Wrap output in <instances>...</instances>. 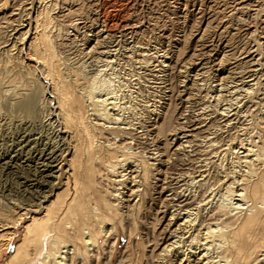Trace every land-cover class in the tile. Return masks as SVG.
<instances>
[{
	"label": "rangeland",
	"instance_id": "obj_1",
	"mask_svg": "<svg viewBox=\"0 0 264 264\" xmlns=\"http://www.w3.org/2000/svg\"><path fill=\"white\" fill-rule=\"evenodd\" d=\"M5 1L6 0H0V9ZM195 1L196 0H60L56 2V4L54 3V5L56 6H54L53 8L52 14H54L53 16L54 18H56L48 34L52 38L55 50H57L55 52L56 54H58V71L60 72V74L63 73L61 75H63L65 79L67 78L66 81H70L71 79L72 81L78 80L74 84V90L78 94L86 96L85 93H87L88 90L91 91L90 89L93 90L94 88L95 91V83L97 82L100 85H97L98 90L94 92L97 96L96 100L102 101L104 99H107L110 100L108 101V103L112 101L116 103L114 104L116 107H114V105H111V107L113 106L114 108L112 107L113 111H110V113L116 114V116L121 119V124L119 122L120 127L124 128L125 126L128 127V129L131 128V131H136V133H140L141 135L146 132V134H144L145 136L143 135L142 137L143 139L140 140L142 142H140L141 144L139 147H142V150L140 149L141 151H139L138 147L134 146V148H137H135L137 151L142 152V154L145 155L144 157L146 158L158 157V159H160L161 152L158 149V146L163 147V143H167V145L169 144L168 146L173 150L171 149L169 156L166 157L168 160L166 158L165 160L169 161L170 163L172 162V165L174 164L173 167L169 162H167L168 167L170 168V172L171 169H175L174 171L176 172V174L181 175L183 178V182L179 183L180 185L178 192H182L183 194L185 190L184 195L187 194V197H192L193 199H191L195 201L196 206L198 205L201 208L204 206V208H202V211L205 212V215H207V212H209L210 209L213 210L220 206V204L221 206H224L225 202V206L228 207L227 204L229 203V205H231L229 208L232 210L236 206L234 204H242L240 202H237V200H230L229 197H227L228 193L226 194L225 191L227 192L226 189L229 185L225 184V179L227 177V179L233 180L245 174V171H247L246 168L243 167L245 152L241 148L244 145L245 148L252 147L254 143L258 142L256 138H258L259 136H264V0H259L260 3L257 0L258 4L256 3L255 8L253 7L248 9V11L240 12L231 10L233 0H197L196 3ZM215 1L218 4H216ZM15 2H17V0H13V3ZM57 4L61 7V9ZM257 6L260 7V9ZM55 7H58V9H56ZM223 8V14H220V16L218 13H222ZM253 9L257 10L255 11ZM216 11L218 13H216ZM4 12L7 11L5 10ZM231 12L235 13L236 15H233V13ZM255 12H257L258 15ZM230 14L232 15V17ZM225 18L227 19L226 22ZM16 24L17 23H15V25ZM124 25L125 27H133L134 32L132 34H128V32H126L125 30V27H123ZM11 26L12 25L10 23L0 24V68L2 64L11 62L9 64V68L12 67L13 72L19 74V76L17 77L18 81L16 80V84H13V88L15 89H13L12 86H0V165L4 162L10 161L14 162L16 168L3 169L0 167V234L7 224L14 222L17 219L16 217H20V215L24 213L22 211L23 208L26 209L24 211H31V214L34 213L32 211H35V209L37 210V208L31 207V202L33 200L32 195L37 194L35 191L39 192L40 190H42L44 192L43 196L47 195L45 199H42V196H38V199H40L42 202L44 201L42 206L44 207L45 205H49L51 202H54V200L56 199V195L63 190V183H65L66 181L65 173L69 171V165L66 163L62 165V171L54 173L53 176H55L56 178L50 179L52 186H49L48 189L47 187L42 189L39 186H36L37 182H33V172L35 171V168L37 170L39 169L40 171L45 170L42 164L37 165V163L35 162L36 158L40 154V151L45 148H55L59 150L62 149L63 151L68 147V150L65 152L66 154H69V156L67 157L68 160L73 153V151H69V133H65L62 126L57 127L61 124H59V118L56 117V100L51 96V87L49 85V82H47L43 78L42 68L38 67V70L35 73L36 76L30 75L26 78L27 72L24 69V66L25 63H29V55L26 50L18 55V49H16V47H22V45L19 44L20 42H18L12 52L9 51L8 53L6 51L12 47L13 38L17 37V35H15L12 31L13 27ZM221 27L227 28L221 29ZM248 28H250L249 34L247 32H244L245 29ZM26 30H28V28ZM135 33L137 37L135 36ZM252 33L255 34L253 35ZM124 34H126V36ZM122 36L124 37L122 38ZM205 45H209L210 47ZM27 47L28 46L26 45V49ZM249 49L257 50V53L259 55L257 59L259 57H262L261 59H259L260 66H252V64H249L247 62L248 59H244L245 53ZM10 55H13V59H11L12 57ZM200 57H202L203 59ZM7 59L9 60L8 62ZM197 61L199 63H197ZM244 61L246 62V64ZM247 63L249 67L246 66ZM11 65H13L14 67ZM261 67H263V69ZM250 69L252 71H254V69L258 71L257 73H255L257 74V77L259 79L258 82H260L258 86L255 85L256 82H250L249 80L251 79H248V77L252 75ZM245 71H247L246 74ZM75 75L78 76V78ZM95 77L97 78V81L94 82V79H96ZM239 78L242 80L239 81ZM23 81L26 83H24ZM243 81L245 82L242 83ZM23 84H28L30 91H28V93L26 94L27 96L21 95L15 98L16 92H20L23 90ZM16 85H19V88ZM100 86L102 87L100 88ZM83 90L85 91V93ZM19 98L23 101L22 107L25 106L26 109L24 107L23 109H21V106L18 107L16 102L20 101ZM27 100L31 102H28ZM25 102L29 103L28 106ZM89 103L90 102H87V105ZM244 103L246 105H241ZM234 112L236 113V115H234ZM222 114H224L225 116H223ZM166 117L170 118L168 120L172 122L170 123L171 127L169 125L171 131H169L168 133L171 134L170 132H172V134L174 135H169L168 138H170V136L171 138L167 139L168 141H165V139L163 141V137L160 136V142L159 140H157V137H155V134L153 133V127L155 126V124L156 126L161 125ZM196 120H198V122H196ZM193 122L194 126H197L196 129H194L195 127L193 126ZM127 123L131 125H128ZM210 123H212V125ZM224 123L226 124V126ZM141 124L142 127H146L143 128L144 130H142ZM221 124H223V126ZM136 126H139V128ZM219 126L222 127L220 128ZM201 127L203 129H207L203 130ZM218 127L220 128V131ZM221 129H223V131ZM139 130L140 132H138ZM181 130L182 132H180ZM27 131H30V136ZM187 132L188 134H190L188 135ZM192 132L193 136H190L192 135ZM217 132H220L219 135L223 133L221 134L222 136L217 135ZM253 135H255V137ZM195 136L197 139L195 138ZM23 137H27V139L29 138L33 141L37 140L36 143L38 142V147H36L35 143H32L30 147L24 150V154L22 153L20 156L16 157L17 152H20V148L17 146V143H19V141H21ZM209 137L211 139L212 137L214 138L211 140ZM221 137L223 138L221 139ZM190 139L192 140V143ZM198 139L199 141H197ZM204 139L205 142H208L207 144H205V142L203 141ZM153 140L155 143L153 142ZM55 141L57 142V144H55ZM170 142H172L173 144ZM212 142H216V146L214 145L215 148L214 146L210 148ZM196 143L199 144L197 145ZM233 143L234 145H232ZM203 145L207 146L210 152ZM227 145H231L232 148H230L229 146V150H226L225 148H227ZM216 147H221V150L220 148ZM213 148L214 151L211 152ZM222 148L224 149V151L222 150ZM143 149H146L145 151H147L148 153L143 151ZM179 149L181 151H179ZM13 150L17 152L14 153ZM206 150L209 152L210 156L207 154ZM216 150H220L219 153ZM194 152H196V155ZM197 152L202 155L205 153L206 155L204 154V156H200V154L198 153V155ZM223 153L225 157L221 155ZM175 154L177 155V157ZM216 155L218 157L214 158L216 157ZM194 157L196 161H192ZM202 157L204 158V161L202 160ZM205 159L207 161H205ZM212 160H214L215 162H213ZM238 160L243 161L242 164H240L241 161L239 162ZM197 161L198 163H196ZM151 162L156 163L153 161ZM200 162L201 164H203L201 165ZM186 164H188L190 167ZM201 169L203 170L201 171ZM56 170L58 171V168H56ZM163 172H165V169L163 170ZM184 172L186 175L184 174ZM200 172H203L202 174H205L206 177L204 178L203 176L205 175H202ZM172 173L174 172L172 171ZM189 174L191 175V177H193L192 179L194 181L190 178ZM184 175L186 176L185 178ZM157 178L159 177H156V179H152V181L150 182L151 186L154 184L152 187L155 186V183L158 184ZM28 180L31 182H29ZM204 181L206 182L207 186H205L206 184ZM216 181L217 184H214L216 183ZM203 186H205L206 188ZM208 187L210 189H208ZM233 188L236 189V187ZM204 189H208L210 191H204ZM151 194L152 197L155 196V198H157V195H154L153 193ZM168 194L171 193L167 192L164 196H167ZM195 198H197L196 200H198L199 202L201 199H205L201 200V202L199 203L195 200ZM208 199L210 200L209 202H207ZM226 199L228 200L225 201ZM202 201L204 204L201 205ZM136 202H138V204H141V209L132 211L133 214L130 216V218L128 217L123 221L121 218H116L114 222H112L115 225V229L113 230V232L111 231V233H109L108 235L102 234L98 238V246L96 247L97 249H95L96 251L94 252V256L91 259L92 261L89 260L85 262L83 261V258L80 257L81 259L79 258L76 264L166 263L163 262V259H158L156 256L157 253L159 254V251L164 248V246H162L161 250L159 251L153 250L155 245L154 239L158 236V230L155 231V228L152 225V217H154L153 213H155L154 211L157 207V203H154L153 200H147L148 206L154 207L151 212L148 210L149 212L147 213V211H144V206L139 197L134 199L132 205ZM232 203H234V207L232 206ZM43 210V208L40 209V212H42ZM164 210L165 209H163V211ZM174 211V208L170 210L169 208L166 209L168 215H171ZM237 211H233L234 213H232L235 214V212ZM193 213L195 212L193 211ZM31 214L29 215V217L31 216ZM194 217L195 216H193V218ZM6 221L9 222L7 223ZM166 224L167 222H165L164 225ZM2 225L4 227H2ZM110 227H108L107 230L110 229ZM16 231V239L18 240L21 237L22 224L17 227ZM86 232L87 231H85V233ZM174 241H176V239L171 240V242ZM14 245L15 244H11V249L9 248L10 250L8 249V251L4 253L3 257L0 258V264H3L6 256H8L9 253L13 251ZM202 249L203 248L200 249V252ZM152 252H154L156 258H152ZM185 253L186 255H184ZM201 255L202 254H197L195 256H199L200 258ZM176 256L178 257V259L172 258V261L174 260L175 262L173 261L174 263H170L181 264L180 262L182 261L183 264H187V260L190 258V256H192V253H190V250L183 249L179 250ZM214 256L216 257V255ZM163 257H167V259L170 258L168 256H162L161 258ZM191 259L190 260L193 261L195 258L192 257ZM154 261H156L157 263ZM193 263L194 262H192V264Z\"/></svg>",
	"mask_w": 264,
	"mask_h": 264
},
{
	"label": "bare ground",
	"instance_id": "obj_2",
	"mask_svg": "<svg viewBox=\"0 0 264 264\" xmlns=\"http://www.w3.org/2000/svg\"><path fill=\"white\" fill-rule=\"evenodd\" d=\"M58 1H60V0H19V1L17 0V2L13 3V0H6L2 4L1 9H0V24H2V23L9 24L10 23L12 25L11 27H13L12 31L14 32L15 35H17L16 38H13L12 47L6 51L8 53H9V51L12 52L14 50V48L16 47V45L18 44V42H20L19 44L22 45L21 48L16 47V49H18L17 50L18 55H20L22 52H24L26 50V52L29 55V59H28L29 63L28 64L25 63V66H24V69L27 72L26 78L29 77L30 75L36 76L35 73L37 72L38 67L42 68L43 78L47 82H49V85L51 87V96L56 100V104H57V116L56 117L59 118V120H60L59 124H61V125H58L57 127L62 126L64 132L69 133V135H70V139H69V141H70L69 142L70 143L69 148L70 149H69V151L70 150L73 151L72 155L70 156V159L68 160L67 157L69 156V154L65 153L68 150V147L66 150H63V151H62V149L59 150V149H55V148H53V149H49V148L46 149L45 148L43 150L41 149L42 151H40V154L36 158L35 162L37 163V165L42 164V166L45 168V170L40 171L39 169L37 170L35 168V171L33 172L34 173L33 174V176H34L33 182H37L36 186H39L42 189H44L45 187H47V189H48L49 186H52L50 179L56 178L55 176H53L54 173L55 172L58 173V172L62 171V165L64 163L69 165V171L65 173L66 174V181H65V183H63V190L59 194L56 195V199L54 200V202H51L49 205H45L44 207H42L44 201L42 202L40 199H38V196H40V197L42 196L41 198L45 199L47 197V195L45 194L46 196H43L44 192L42 190H40L39 192L35 191L37 194L32 195L33 200L31 202V204H32L31 207L37 208V210L35 209V211H32L34 213L31 214V211H24L26 209L21 208L24 213L21 214L20 217H16L17 218L16 220L14 218V220H15L14 222L10 221L12 223L7 224L6 227L3 228V230L0 234V258L3 257L5 252L8 251L11 244L12 245L15 244L13 251L10 252L8 256H6L3 264H76V262L79 260L80 257H82L83 261H85V262L89 261L94 256V252L96 251L95 249H97L96 247L98 246V238L102 234L108 235L109 233H111V231L113 232V230L115 229V225L112 222H114V220L116 218L117 219L121 218L122 221L124 219H127L128 217L130 218V216L133 214L132 211L137 210V209H141V206H140L141 204H138V202H136L135 204L132 205V202L134 201V199L138 198V197H139L140 201H142V204L144 206V211H147V213L149 211L151 212V210L154 209V207L148 206L147 200H153L154 203H157V207L154 211L155 213H153L154 217H152L153 218V220H152L153 224L152 225L155 228L154 230L155 231L158 230L157 231L158 236L155 237V239H154L155 245H154L153 250L159 251V250H161L162 246H164V248L161 251H159V254L157 253V255H156L158 259H163V262H166L164 264L174 263L175 261L173 260L174 261L173 262L172 258L178 259V257L176 255L178 254L179 250H183V249L190 250V253H192V256H190V258L187 260V264H192V262H194L193 264H264V136H259V134H258L259 137L257 136L258 138H256L258 140V142L254 143L252 145V147H250V148H245V145L244 146L241 145L243 147L242 148L240 147V148L244 150L245 156H244V160H243L244 162L240 160L241 161L240 164H242V162H243V164H244L243 167H245L247 171H245L244 175L241 174L242 176H240V177L238 176L239 178L234 177L235 179H233V180L227 179V177H226V179H225L226 183L223 182V183L229 185V186H227V189H226L227 192L225 191L226 194L228 193L227 197H229L230 200H234V201L237 200V202H240L242 204L237 205V204L232 203V206H233V204L236 205L235 207L233 206L234 208L232 210L229 208L231 205H229L228 202H227L228 207L225 206L226 205V202H225L224 203L225 205L223 204L225 207L221 206V204H220V206H218L217 208H215V209L212 208L213 210L210 209L211 211L209 210V212L206 211L207 215H205V212L202 211V208H204V206L202 208L199 207L198 205L196 206L195 201L192 200L193 199L192 197H191L192 198L191 199L190 197L186 196L187 194L184 195L185 190H184L183 194H182V192H178L179 185H180L179 183L183 182V178L181 175L176 174V172L174 171L175 169L174 170L171 169V172H170V168L168 167V164H167V162H169V161L165 160V158L169 156V153L172 149V148L170 149V147L168 146L169 144L167 145V143H163V145H164L163 147L158 146L159 147L158 149L161 152V154H160L161 158L160 159H158V157L157 158L156 157L155 158L154 157H151V158L144 157L145 155H143L142 152H139L142 150L141 149L142 147L140 148L139 146L141 144L140 142H142L140 140L143 139L142 137L144 134H146V132L143 131L145 133L143 135H141L140 133H136V131H131L130 127H129L130 129H128V127H125V126H124V128L120 127V124H121L120 120L121 119H119V117H117L116 114L110 113V111H113V108L116 107L114 105L116 103H114V101L108 103V101H110V100H107V99H104L102 101L96 100L97 96L95 95L94 92L96 90H98L97 85L99 86L100 84H98L97 82L95 83V86H96L95 91H94L93 87H92L93 90L92 89H90L91 91L88 90L89 92L86 90L87 93H85V91L83 90L84 93L86 94V96H82L81 94H78L74 90V84L78 80L72 81V79L71 80L69 79L70 81H66L67 78L65 79L63 77V75H61L63 73L60 74V72L57 69V55L58 54H56V52H55L57 50H55L52 38L48 34L50 29L52 28V26L54 24V20L56 18V17L54 18V16H53L54 14H52L53 8H54V6H56V5H54V3L56 4V2H58ZM65 1H67V0H65ZM196 1H195V3H196ZM202 1H199V2H202ZM258 2H259V0H258ZM215 3H216V1H215ZM256 3H257V0H233V2H232L233 5L231 6L232 9H231V7H230V9L233 11H236V12L248 11V9H250V8H253V7L255 8ZM216 4H218V3H216ZM220 5H222V4H220ZM218 7H220V6H218ZM218 7H217V11H218ZM258 8L260 9V7H258ZM56 9H58V7ZM60 9H61V7H60ZM5 10L7 12H4ZM223 10H224V8L222 9V13H220V12L218 13L217 11H216V13H218L219 15L223 14ZM253 10H255V9H253ZM259 12H261V11H259ZM231 13H233V12H231ZM243 13H245V12H243ZM255 13L257 14V12H255ZM68 14H69V12H68ZM234 14L235 13H233V15ZM63 15H66V14H63ZM251 16H253V15H251ZM231 17H232V15H231ZM226 21H227V19L225 18V22ZM261 22H263V21H261ZM15 23H17V24L15 25ZM33 24H34V26H33ZM123 27H125V25ZM27 28H28V30H26ZM223 28L226 29L227 27H221V29H223ZM249 29L250 28L245 29L244 32H247L249 34V31H250ZM125 30H126V32H128V34H132L134 32L133 27L131 28V27L127 26V27H125ZM261 30H262V28H261ZM54 31H55V28H54ZM98 33H96V34H98ZM124 35L126 36V34H124ZM135 36H136V33H135ZM123 37L124 36H122V38ZM25 44L28 46L27 49H26ZM205 46H209V45H205ZM255 49H249L245 53L244 59H248L247 62L249 64H252V66H260L259 59H261L262 57H259L257 59V57L259 55L257 53V50H255ZM10 56L12 57L13 55H10ZM260 56H261V53H260ZM200 58H202V57H200ZM11 59H13V57ZM8 61L9 60L7 59V62ZM198 61H197V63H199ZM204 61H205V59H204ZM10 63H4V64H2V66L0 68V86L1 85L5 86V87L6 86L7 87L12 86V88H13V86H14L13 84L14 83L16 84V80H17V77L19 76V74H16L15 72H13L12 67L9 68ZM248 63L246 66L249 67ZM245 64H246V62H245ZM11 66H13V65H11ZM240 67H241V65H240ZM261 68L263 69V67H261ZM257 69H259V68H257ZM246 72L247 71H245V74H246ZM250 72H252V75H250V77H248V79H251L249 81L250 82H256L255 85L258 86V84H260V82H258L259 79L257 77V74H255L258 71H256L254 69V71L251 70ZM69 74H71V73H69ZM241 76H243V75H241ZM260 76H262V75H260ZM76 77L78 78V76H76ZM22 79H21V81H22ZM244 79H246V78H244ZM261 79H263V78H261ZM241 80L242 79H240L239 81H241ZM19 81H20V79H19ZM31 81H32V79H31ZM95 81H97V78L94 79V82ZM35 82H36V80H35ZM244 82L245 81H243L242 83H244ZM24 83H26V82H24ZM261 85H262V83H261ZM101 87L102 86H100V88ZM22 88H23L22 91L16 92L15 98L18 96H21V95H26L28 93V91H30L28 84H23ZM78 88H79V86H78ZM13 89H15V88H13ZM251 95H252V93H251ZM28 102H31V101H28ZM87 102H90V103L87 105ZM16 103H17L18 107L21 106V109H23V107L25 108V106L22 107L23 101L21 99L19 102H16ZM241 103H242V101H241ZM26 104L28 106L29 103H26ZM111 105H114V107L112 106L113 107L112 108ZM241 105H246V104L244 103ZM109 107H111V108H109ZM32 109H33V107H32ZM119 109H121V108H119ZM114 110H118V109H114ZM231 113H232V111H231ZM227 114H230V113H227ZM227 114H226V116H227ZM237 114H238V112H237ZM222 115L225 116L224 114H222ZM234 115H236V113ZM228 117H227V119H228ZM168 119H170V118L166 117V119H164V122L161 125L156 126V124H155V126L153 127V133L155 134V137H157V140H159V141L161 140L160 136L163 137V141H164V139H165V141H168L167 139L171 138V136H170V138H168V137H169V135L172 134V132H170L171 134H169L168 132L171 131L170 123H172V122H170V120H168ZM233 119H232V121H233ZM119 122H120V124H119ZM125 122H127V121H125ZM196 122H198V120H196ZM231 123H233V122H231ZM210 124L212 125V123H210ZM213 124H214V122H213ZM128 125H131V124H128ZM169 125H170V127H169ZM221 125L223 126V124H221ZM146 126H148V125H146ZM193 126H194V122H193ZM225 126H226V124H225ZM233 126H234V124H233ZM136 127L139 128V126H136ZM141 127H142V124H141ZM208 127H210V126H208ZM213 127H214V125H213ZM215 127H216V125H215ZM143 128H146V127H142V130H144ZM196 128H197V126L194 129H196ZM198 128H200V127H198ZM220 128H219V131H220ZM208 129H210V128H208ZM182 130L180 132H182ZM221 130L223 131V129H221ZM224 130H225V128H224ZM148 131H151V130H148ZM187 131H189V130H187ZM138 132H140V130ZM25 133H26V131H25ZM219 133L217 135H219ZM187 134H188V132H187ZM221 134H223V133H221ZM221 134L219 136H222ZM231 134H230V136H231ZM172 135H174V134H172ZM183 135H185V134H183ZM29 136H30V133H29ZM146 136H148V135H146ZM190 136H193V132H192V135H190ZM197 136H199V135H197ZM253 136L255 137V135H253ZM200 137H201V135H200ZM31 138H33V137H31ZM195 138H196V136H195ZM213 138L214 137H212V139ZM222 138L223 137H221V139ZM210 139H209V141H210ZM228 139H229V137H228ZM36 141H33L32 139H29V138L27 139V137H23V139L21 141H19V143L16 142L17 146L20 148L19 149L20 152L13 150L14 153L17 152L16 157L20 156L22 153L24 154V150L27 149L28 147H30L32 143H35L36 147H38L37 146L38 142L36 143ZM197 141H199V139ZM203 141L205 142V139ZM42 142H41V144H42ZM153 142H154V140H153ZM187 142H188V140H187ZM170 143H172V142H170ZM173 143H174V141H173ZM191 143H192V140H191ZM207 143L208 142L206 141L205 144H207ZM215 143L212 142V145L210 148H212L215 145ZM35 144H34V146H35ZM46 144H48V143H46ZM55 144H57V142ZM157 144H158V142H157ZM232 145H234V143ZM134 146L138 147L139 151H137L136 150L137 148L135 147L136 148L135 149ZM203 146H205V145H203ZM215 146H214V148H215ZM229 146H230V148H232L231 145H229ZM229 146L227 145V148H225V149L229 150V148H228ZM54 147H55V145H54ZM208 147H209V145H208ZM148 148H149V146H148ZM205 148H207V146H205ZM214 148L211 152L214 151ZM216 148H220V150H221V147H216ZM145 150L143 149V151H145ZM207 150H208V148H207ZM222 150L224 151L223 148H222ZM179 151H181V150L179 149ZM208 151L210 152V150H208ZM208 151H207V154L209 155ZM219 151H217V152L219 153ZM30 152H31V150H30ZM145 152H147V151H145ZM230 152H231V150H230ZM194 153L196 155V152H194ZM198 153L199 152H197V154ZM224 153L221 154V155H223V157H225ZM204 154L203 155L200 154V156H204ZM212 154H214V153H212ZM218 155H220V154H218ZM211 156H213V155H211ZM170 157H171V155H170ZM176 157H177V155H176ZM217 157L218 156L216 155V157H214V158H217ZM210 158H212V157H210ZM194 160H195V157L192 161H194ZM202 160L204 161V158ZM202 160H200V161H202ZM151 161L156 162V163H152ZM205 161H207V160L205 159ZM212 161L215 162L214 160H212ZM217 162H216V164H217ZM196 163H198V161ZM200 164H201V162H200ZM209 164H210V161H209ZM211 164H212V162H211ZM186 165H188V164H186ZM18 166H20V165H18ZM172 166L174 167V164ZM212 166H214V165H212ZM0 167L3 169H14V168H16L14 165V162H10V161L2 163L0 165ZM56 168H58V171L56 170ZM182 168H180V169H182ZM194 168H196V167H194ZM208 168H209V166H208ZM224 168H225V166H224ZM164 169H165V172H163ZM177 170H179V169H177ZM202 170L203 169H201V171ZM209 170H207V171H209ZM172 171L174 173H172ZM186 173H187V171H186ZM163 174H165L166 176ZM184 174H185V172H184ZM176 175H177V177H176ZM185 175H184V178L186 177ZM202 175H205V174H202ZM223 176H224V174H223ZM156 177H159V178H157L158 184L155 183V186L152 187L154 184L151 186L150 182L152 181V179H154V178L156 179ZM203 177L205 178L206 175ZM230 177H232V176H230ZM190 178L192 179L193 177H191V175H190ZM204 178H202V179H204ZM215 178H216V176H215ZM214 179H213V181H214ZM26 180H27V178H26ZM157 180H156V182H157ZM31 181H29V182H31ZM198 183H200V182H198ZM211 183H212V181H211ZM219 183H220V181H219ZM205 184H206V182H205ZM205 184H203V185H205ZM214 184H217V181ZM205 186H207V184ZM205 186H203V187H205ZM203 187H201V188H203ZM212 187H214V186H212ZM233 187H236V189ZM208 189H210V188L208 187ZM208 189H206V190H208ZM206 190L204 189V191H206ZM187 191H188V189H187ZM208 191H210V190H208ZM167 192H170L171 194L164 196ZM151 193H153L154 195H157V198H155V196L152 197ZM204 193H206V192H204ZM204 195H207V194H204ZM151 197H152V199H151ZM196 199L197 198H195V200ZM203 199H205V198H203ZM203 199H201V200H203ZM201 200H200V202H201ZM227 200L228 199H226L225 201H227ZM47 201H48V199H47ZM196 201H198V200H196ZM205 201H207V200H205ZM209 201L210 200L208 199L207 202H209ZM146 203H147V205H146ZM202 204H204L203 201H202L201 205ZM42 208L44 210L42 212H40V209H42ZM168 208H169V210L173 209V208L175 209V211L171 215L169 214L170 216L166 212V209H168ZM163 209H165V210L163 211ZM237 210H239V211H237ZM193 211L195 213H193ZM233 211H237V212H235V214H233L234 213ZM30 214H31V216L29 217ZM193 216H195V217L193 218ZM168 217H169V219H168ZM1 219H2V217H1ZM165 222H167L166 225H164ZM20 224H22V233H21L20 239L17 240L16 239V232H17L16 229H17V227H19ZM2 227H4V226L2 225ZM108 227H110V229L107 230ZM85 231H87V232L85 233ZM153 232H152V235H153ZM186 236H188V237H186ZM173 239H176V241L171 242V240H173ZM154 241H152V242H154ZM14 242H16V243H14ZM178 244H180V245H178ZM201 248H203V249L200 252ZM192 249L194 250V252ZM197 254H202V255L199 258V256H195ZM184 255H186V253ZM214 255H216V257ZM151 256H152V258L153 257L156 258L154 252H152ZM162 256H168L170 258L169 259H167V257L161 258ZM192 257L195 258L193 261H191ZM154 262H156V261H154ZM170 262H172V263H170ZM180 263L183 264L182 261Z\"/></svg>",
	"mask_w": 264,
	"mask_h": 264
}]
</instances>
